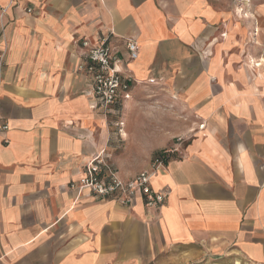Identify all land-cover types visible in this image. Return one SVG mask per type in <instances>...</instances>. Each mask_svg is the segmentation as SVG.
Instances as JSON below:
<instances>
[{"label":"crops","instance_id":"1","mask_svg":"<svg viewBox=\"0 0 264 264\" xmlns=\"http://www.w3.org/2000/svg\"><path fill=\"white\" fill-rule=\"evenodd\" d=\"M258 14L264 0H0V264H264ZM102 38L131 80L107 116L78 70ZM168 148L159 207L69 187L102 150L127 182Z\"/></svg>","mask_w":264,"mask_h":264},{"label":"built area","instance_id":"2","mask_svg":"<svg viewBox=\"0 0 264 264\" xmlns=\"http://www.w3.org/2000/svg\"><path fill=\"white\" fill-rule=\"evenodd\" d=\"M247 2L248 0H242ZM86 50V63L78 66L80 72L85 73L90 79L92 93L100 100L101 111L104 116L111 112L117 94L126 90L130 78L123 77L119 70L122 64V57L113 51L107 38H102L96 45H91L87 40L81 42ZM128 53V60L134 61L138 57L137 44L128 40L125 43ZM153 83L154 80H148ZM128 98L127 95H125ZM7 130V126L1 127ZM178 144L182 141L177 139ZM176 152V148H168L160 153L161 157L155 158L149 170L137 175L133 180L123 182L106 161L104 150L93 155L84 166L83 175L77 184L71 183L70 189L77 192H88L92 196L105 199L115 198L120 205H129L134 197L140 196L148 207H159L164 203L165 194L152 190V178L164 168L169 156Z\"/></svg>","mask_w":264,"mask_h":264},{"label":"rangeland","instance_id":"3","mask_svg":"<svg viewBox=\"0 0 264 264\" xmlns=\"http://www.w3.org/2000/svg\"><path fill=\"white\" fill-rule=\"evenodd\" d=\"M253 27H254V31H253V33H254V35H255V33L257 32V27H259V28H261L262 30H261V32H262V40L260 39V40H256L255 42L254 41H252V42H250L249 43V45L251 44V45H256L258 48H259V50H260V52H259V55H261V56H264V16H262V15H257V18H255V20L253 21ZM260 31H259V33H261ZM257 34V33H256ZM260 56V57H261ZM150 123H152L151 121H150ZM150 123H146V121L143 119V117H138V119H136V121H135V126H134V133L136 132L139 136H141V134L144 132L142 129H140V125H148V128H152L151 127V124ZM178 138H176V140H177ZM138 150V149H137ZM134 153H136V155H133V156H131V158H132V160L134 159V158H136V156H138L137 154H139V153H137L136 152V149H134V151H133ZM141 153V152H140ZM142 154V153H141ZM131 155H132V153H131ZM132 160H130V161H128V165H130L132 168H129V169H123L122 167H120L119 165H117V169H118V171H119V173L121 174V175H125V173H126V171H130V172H133V171H135L136 170V165L137 164H135V163H132ZM151 165V164H150ZM135 167V168H134ZM144 172V171H143ZM142 173V172H141ZM218 263H220V262H217V264Z\"/></svg>","mask_w":264,"mask_h":264},{"label":"trees","instance_id":"4","mask_svg":"<svg viewBox=\"0 0 264 264\" xmlns=\"http://www.w3.org/2000/svg\"><path fill=\"white\" fill-rule=\"evenodd\" d=\"M126 83H127V88H126V90H122V91H120L118 94H117V96H116V98H115V104L120 100V99H129L130 97H131V95H130V85H131V82H127L126 81ZM125 95H127L128 96V98H126L125 97ZM111 113V112H110ZM162 156V154L161 153H158V154H156L155 156H154V158L152 159V161L155 159V158H157V157H161ZM169 158V157H168ZM167 158V159H168Z\"/></svg>","mask_w":264,"mask_h":264}]
</instances>
